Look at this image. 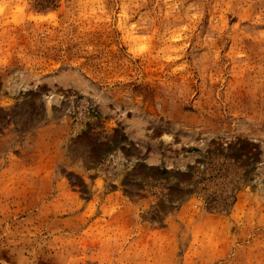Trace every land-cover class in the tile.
<instances>
[{
  "label": "rangeland",
  "instance_id": "1",
  "mask_svg": "<svg viewBox=\"0 0 264 264\" xmlns=\"http://www.w3.org/2000/svg\"><path fill=\"white\" fill-rule=\"evenodd\" d=\"M0 264H264V0H0Z\"/></svg>",
  "mask_w": 264,
  "mask_h": 264
},
{
  "label": "built area",
  "instance_id": "2",
  "mask_svg": "<svg viewBox=\"0 0 264 264\" xmlns=\"http://www.w3.org/2000/svg\"><path fill=\"white\" fill-rule=\"evenodd\" d=\"M83 113H84V112H83L82 110H79L78 108H76V110L73 111V115H71V117L74 116V117L72 118L73 121H74V120L78 121V120L80 119V117L82 116Z\"/></svg>",
  "mask_w": 264,
  "mask_h": 264
}]
</instances>
